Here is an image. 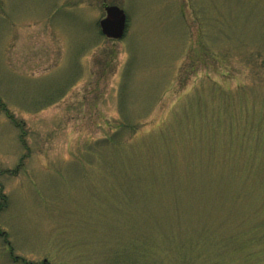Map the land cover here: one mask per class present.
Segmentation results:
<instances>
[{
  "label": "rangeland",
  "instance_id": "1",
  "mask_svg": "<svg viewBox=\"0 0 264 264\" xmlns=\"http://www.w3.org/2000/svg\"><path fill=\"white\" fill-rule=\"evenodd\" d=\"M0 101V264H264V0H0Z\"/></svg>",
  "mask_w": 264,
  "mask_h": 264
},
{
  "label": "water",
  "instance_id": "2",
  "mask_svg": "<svg viewBox=\"0 0 264 264\" xmlns=\"http://www.w3.org/2000/svg\"><path fill=\"white\" fill-rule=\"evenodd\" d=\"M106 16L100 21L102 34L113 40H120L127 30V14L118 6H106Z\"/></svg>",
  "mask_w": 264,
  "mask_h": 264
},
{
  "label": "trees",
  "instance_id": "3",
  "mask_svg": "<svg viewBox=\"0 0 264 264\" xmlns=\"http://www.w3.org/2000/svg\"><path fill=\"white\" fill-rule=\"evenodd\" d=\"M0 102H1V101H0ZM1 105H2V106H4V104H3V103H1ZM9 117L11 118V116H9ZM11 119H12V118H11ZM8 244H9V242H8Z\"/></svg>",
  "mask_w": 264,
  "mask_h": 264
}]
</instances>
